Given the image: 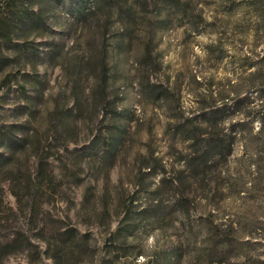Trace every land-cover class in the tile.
Here are the masks:
<instances>
[{"label":"rangeland","instance_id":"rangeland-1","mask_svg":"<svg viewBox=\"0 0 264 264\" xmlns=\"http://www.w3.org/2000/svg\"><path fill=\"white\" fill-rule=\"evenodd\" d=\"M141 1L0 0V264H264V0Z\"/></svg>","mask_w":264,"mask_h":264},{"label":"trees","instance_id":"trees-1","mask_svg":"<svg viewBox=\"0 0 264 264\" xmlns=\"http://www.w3.org/2000/svg\"><path fill=\"white\" fill-rule=\"evenodd\" d=\"M141 3H146V0L141 1L139 4ZM98 6L100 5L99 3H97ZM129 11H131V9H129ZM121 11H119L120 13ZM83 15V14H82ZM88 12L84 13L83 16H87ZM178 128H180L181 126H183L181 123L176 125ZM186 132H190L188 134H191L192 137H187L190 139V146H195L197 145L198 139L195 138V133L192 130H188V131H181V134L183 136H185ZM120 139V134L118 133L117 135L114 136L113 140L114 142L116 140ZM22 143H19L17 146L22 147ZM115 144V143H114ZM216 147V144L212 145V148H210V150H213ZM24 149V146L22 147ZM210 150L207 151H202L200 152L196 157H192L189 158L187 161H183L184 167L181 170H178L179 173H181L183 171V169H185V167L189 168L192 170V173H201L202 171V163L203 161L206 160L207 154ZM11 157L13 156L12 154L10 155ZM9 155H3L2 153H0V169L3 166V164L5 163V161H8V159L10 158ZM44 158L42 156L38 157V167L42 168L44 165ZM195 170V171H194ZM173 182H175L176 185H180V184H185V179L182 176L179 177H175ZM120 231V230H117ZM66 234L67 237H64L65 239L59 240V241H54L53 239H50L47 244H46V249L47 251L52 249L55 251V253L58 255V257L60 259H62L63 257H68L70 255H72L75 251V249L78 250L79 248V242L81 240V236L78 235V233L73 230V229H64L61 231L60 235H64ZM23 241H21V239H19L17 236H12L9 239H6V241L3 243V245H1L2 248H8L10 247L11 250H15L16 248H26L28 246H31V241H29V238H25V243L23 245L22 243ZM46 252V250H45ZM174 258L172 263L173 264H178V260L180 258L181 253L177 250L174 251ZM53 256V255H52Z\"/></svg>","mask_w":264,"mask_h":264}]
</instances>
